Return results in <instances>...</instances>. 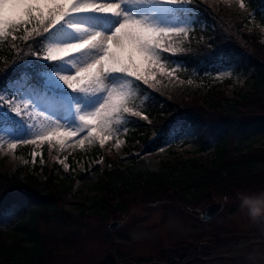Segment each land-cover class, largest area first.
<instances>
[{
    "label": "rangeland",
    "instance_id": "1",
    "mask_svg": "<svg viewBox=\"0 0 264 264\" xmlns=\"http://www.w3.org/2000/svg\"><path fill=\"white\" fill-rule=\"evenodd\" d=\"M213 3H236L238 8L243 10L239 0H215ZM190 7V4L184 3L170 5L165 0H130L126 9L137 18L147 17L150 22L160 27L187 26L186 34L161 39L162 47L169 42L172 48L178 49L180 43L174 41L180 42L183 37L186 39L195 29V14ZM253 21L255 23L256 20ZM31 25L38 27L34 23ZM94 26L97 30L103 28V24ZM223 26L228 32L225 36H228L233 44L245 46L244 41L237 35L239 23L228 20ZM251 30L256 34L254 39L259 40L251 51L264 59V26L256 24ZM47 43L42 40L40 56L47 54ZM38 61L33 57L30 65L34 67L33 64ZM39 62L50 66L48 70L41 72L42 82L24 88L22 82L25 76H28L25 75L0 92V105L14 108V111L9 113L0 107V113H4L11 121L6 131L11 133L13 138L35 139L37 135L46 134L57 125L64 131L66 124L79 123L76 115L77 105H81L82 112L88 110L91 105L83 94L73 92L63 85L58 76L51 83L47 82L48 77L42 74L54 75V63L57 62ZM78 67L79 65L73 67L69 64L71 71H63L60 74L75 76ZM164 69L168 76L174 75L175 71H170L165 65ZM159 73L162 74L159 67L154 72H148V81L156 80ZM251 74L250 71L244 75L236 71L233 65H225L215 73L213 83L226 90L228 99H235L239 92H254L255 88L248 84ZM76 86L79 88L82 85L77 82ZM123 91L128 98L130 85L127 82ZM16 112L20 113L25 122ZM241 115L245 121L251 119L254 123L263 119L264 93L257 98L253 97ZM71 131H75V128ZM119 135L120 133L110 136L101 145L98 135L93 134L100 147L109 144L112 152L122 160L144 156L143 147L136 151ZM201 135L202 129L196 127L173 135L159 152L147 157L154 160L161 158L167 162L174 161L172 155L175 154L182 159L192 160L198 166L203 160L210 165L215 160L219 141H212L209 151H201L198 141ZM88 137V131H83L74 136L53 137L51 143L48 140L37 144L21 143L15 149H10L8 143L13 142L11 137L0 131V174L10 176L19 169L24 172L28 169L31 172L38 163L42 167L47 166L48 161H44L42 156L46 146L50 147L48 157L51 167L56 163L61 177L71 180L74 185L73 191L62 194L63 198L58 201L64 210L65 226L51 219L46 221L49 215H44V220L39 224V229L51 248V264H105L108 260L111 264H264V196L261 195L264 194V164L258 163L264 158V125L256 123L247 135H241L235 130L230 137L231 147L226 162H246L248 159L256 161L251 174L242 179L238 190H229L235 187L234 182L224 188L216 184L197 200L184 194L181 197L174 195L163 200L151 198L152 201H148L146 194L141 191L126 193V197L122 196L125 200H109L94 189L102 171L103 157L89 156L74 160L78 153L76 146L73 147L74 143ZM60 138H64L63 145L56 142ZM155 138L156 135H153L151 140ZM73 140L75 142L71 143ZM208 141L205 139L206 143ZM237 148L239 150L234 152ZM34 152L37 153L35 158ZM38 176L41 178V173ZM8 192L6 187L0 186V197ZM22 193L17 192L16 198L19 202L0 217V230L8 234L13 235L19 222L28 220L31 205L27 204L26 193ZM245 197H259L260 200L245 206ZM36 198L35 196V202ZM94 201H98V204L106 201L111 205L107 216L93 212ZM212 204H223V211L213 222H203L202 212ZM250 208L257 210L255 216L250 212ZM66 212H69L68 215H65ZM113 222H122L123 226L111 232L110 224Z\"/></svg>",
    "mask_w": 264,
    "mask_h": 264
},
{
    "label": "trees",
    "instance_id": "2",
    "mask_svg": "<svg viewBox=\"0 0 264 264\" xmlns=\"http://www.w3.org/2000/svg\"><path fill=\"white\" fill-rule=\"evenodd\" d=\"M214 1L199 0L198 3L190 4L195 14V29L186 39L183 37L180 42L174 41L180 43L178 49L166 42L165 47L175 52L170 57L172 62L164 64L170 70L176 69L173 76L159 73L156 80H149L147 84L135 80L130 84L126 106L141 115L124 114L127 130L119 132V136L124 137L129 147L133 146L132 149L136 151L143 147L142 158L122 160L112 152L109 144L100 147L95 136L82 139L83 144L81 140L71 141L75 142L73 147L78 149L74 160L89 156L103 157L102 171L94 189L109 200H125L123 195L138 191L144 192L148 201L157 198L163 200L174 195L181 197L184 194L197 200L216 184L224 188L234 182L235 187L229 190H238L242 179L251 174L256 161H226L233 131L247 135L256 123L264 125V118L254 123L251 119L245 121L241 115L253 97L264 93V59L251 51L256 41H259L254 39L256 34L251 30L252 27L256 24L264 26V0H239L244 4L243 10L236 3L222 5L214 4ZM228 20L239 23L237 35L245 46L233 44L225 36L228 32L223 23ZM253 20H256L255 23ZM25 28L28 29L27 43ZM25 28L0 39V92L25 75L38 84L42 82L41 72L50 68L39 61L33 64L34 67L30 65L31 59L35 58L34 49H40L39 55L42 52V40L34 44L35 32L32 30L37 27L29 24ZM13 35L17 39L13 40ZM170 52H163L162 55L169 56ZM225 65H233L236 71L244 75L251 71L248 84L255 88L254 92H239L235 99H228L226 90L213 83L215 73ZM113 125L120 126L115 121ZM194 127L203 132L198 137L201 151H209L211 142L219 141L215 160L210 165L203 160L198 166L192 160L182 159L175 154L172 155L175 160L170 162L147 157L159 152L171 136ZM153 135L156 138L151 140ZM205 139L209 140L208 143ZM60 140L64 141V138ZM44 147L42 156L44 161H48L47 166L42 167L38 163L31 172L19 169L10 176L0 174V186L9 190L0 197V217L19 202L17 192L26 193L27 204L31 205L28 220L19 222L13 235L0 230V264L52 263L51 248L39 224L44 220V215H49L46 221L60 222L65 226L64 210L58 201L63 198L62 194L71 193L74 185L71 180L61 177L56 163L51 167L48 157L50 147ZM259 161L264 164V158ZM40 173L41 178L38 176ZM92 206L93 212L102 216H107L108 208L111 207L106 201L101 204L94 201ZM108 261L105 264H111Z\"/></svg>",
    "mask_w": 264,
    "mask_h": 264
},
{
    "label": "snow or ice",
    "instance_id": "3",
    "mask_svg": "<svg viewBox=\"0 0 264 264\" xmlns=\"http://www.w3.org/2000/svg\"><path fill=\"white\" fill-rule=\"evenodd\" d=\"M165 2L177 5L194 4L199 0ZM129 3L130 0H0V39L15 33L21 26L32 23L38 25L32 30L35 32L33 43L39 44L41 40L48 43L47 54L44 56L39 55V48L34 49L35 58L42 62H57L54 63V75H42L48 77V83L58 76V80L68 89L83 94L85 100L91 102L88 110L83 112L81 105H77L79 123L66 124L64 131L57 125L46 134L37 135L35 139L13 138L6 131L11 121L4 113H0V131L9 135L13 141L8 143V148L15 149L21 143L37 144L43 140L51 143L53 137L74 136L83 131H88L89 137L94 133L98 135L103 145L110 136L127 130L124 114L141 115L126 106L127 96L123 91L125 82L130 85L135 80L147 84V73L154 72L157 67L162 74H167L164 64L172 62L170 57L175 52L162 47L161 39L186 34L187 26L160 27L147 17L137 18L126 9ZM240 7H244L243 2ZM97 24H103L102 30H97L94 26ZM25 32L27 43V28ZM12 38L17 39L15 35ZM163 52H170V55L163 56ZM69 53L74 55L68 56ZM77 57L80 59L76 60ZM69 64L73 67L79 65L75 76L61 75L63 71H71ZM77 82L82 86L77 88ZM22 83L24 88H29L33 81L25 76ZM3 108L9 113L14 111L12 107ZM16 115L21 117L19 112ZM113 121L120 126H114ZM73 127L75 131H71ZM56 142L63 145L60 139ZM36 155L34 152L33 157Z\"/></svg>",
    "mask_w": 264,
    "mask_h": 264
},
{
    "label": "water",
    "instance_id": "4",
    "mask_svg": "<svg viewBox=\"0 0 264 264\" xmlns=\"http://www.w3.org/2000/svg\"><path fill=\"white\" fill-rule=\"evenodd\" d=\"M223 208H224L223 204L210 205L202 212V217H201L202 221L206 223L213 222L217 218V216L223 211ZM122 226H123L122 222H113L110 224V231L114 232ZM151 264H165V263L153 262Z\"/></svg>",
    "mask_w": 264,
    "mask_h": 264
},
{
    "label": "clouds",
    "instance_id": "5",
    "mask_svg": "<svg viewBox=\"0 0 264 264\" xmlns=\"http://www.w3.org/2000/svg\"><path fill=\"white\" fill-rule=\"evenodd\" d=\"M262 196H264V194H261ZM260 200L259 197H245L243 200V204L245 206H249L252 202H256L258 203ZM250 212L255 216L257 214V210L255 208H250Z\"/></svg>",
    "mask_w": 264,
    "mask_h": 264
}]
</instances>
